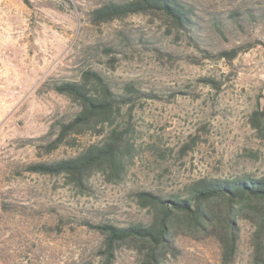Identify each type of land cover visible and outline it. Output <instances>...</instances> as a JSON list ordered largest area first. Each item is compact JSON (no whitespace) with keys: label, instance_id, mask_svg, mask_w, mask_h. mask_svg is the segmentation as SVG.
Wrapping results in <instances>:
<instances>
[{"label":"rangeland","instance_id":"1","mask_svg":"<svg viewBox=\"0 0 264 264\" xmlns=\"http://www.w3.org/2000/svg\"><path fill=\"white\" fill-rule=\"evenodd\" d=\"M108 1L0 0V50L10 67L0 82V264H106L95 227L147 223L137 193L170 198L204 178L264 173V140L249 121L264 105V0H185L196 8L193 31L152 15L95 25L92 10ZM239 47L249 50L218 57ZM85 71L143 95L103 134L74 135L48 152L79 111L54 85ZM111 130L133 146L120 182L95 173L82 189L27 170L75 156ZM250 232L244 223L235 264L250 263ZM174 243L166 264H222L214 240ZM113 264L140 263L122 247Z\"/></svg>","mask_w":264,"mask_h":264},{"label":"trees","instance_id":"2","mask_svg":"<svg viewBox=\"0 0 264 264\" xmlns=\"http://www.w3.org/2000/svg\"><path fill=\"white\" fill-rule=\"evenodd\" d=\"M132 15L164 18L176 28L189 31H193L198 18L196 8L185 0H112L93 9L90 17L95 25H100ZM247 50L249 47L222 51L218 57L233 60ZM54 90L78 103L79 111L61 125L48 152L74 135L103 134L105 124L114 121L122 106L128 105L135 96L143 95L133 83L116 90L113 83L96 71H85L80 81L56 83ZM249 121L257 136L264 140V105L256 108ZM132 148L122 132L111 130L75 156L36 162L27 170L63 175L82 189L95 173H102L109 181L120 182L127 175ZM137 198L142 208L150 212L151 219L147 223L95 227L104 236L102 251L106 264L114 263L116 252L122 247L134 250L140 264H166L169 255L176 252L174 241L179 236L198 241L214 240L221 263L235 264L240 255L244 223L251 227L249 264H264V173L204 178L170 198L145 191L137 193Z\"/></svg>","mask_w":264,"mask_h":264},{"label":"crops","instance_id":"3","mask_svg":"<svg viewBox=\"0 0 264 264\" xmlns=\"http://www.w3.org/2000/svg\"><path fill=\"white\" fill-rule=\"evenodd\" d=\"M8 56L4 52L0 50V82L4 83L7 79V76H9L10 71H9V65H8ZM15 66V64H13ZM14 74L12 73L11 76ZM0 103H5L3 102L2 98H0Z\"/></svg>","mask_w":264,"mask_h":264}]
</instances>
